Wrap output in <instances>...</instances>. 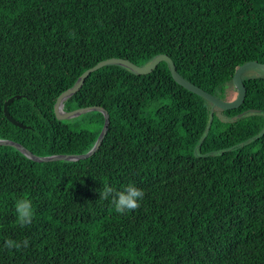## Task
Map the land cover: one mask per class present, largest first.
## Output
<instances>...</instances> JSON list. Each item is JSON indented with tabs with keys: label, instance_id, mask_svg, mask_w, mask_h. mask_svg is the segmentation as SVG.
Segmentation results:
<instances>
[{
	"label": "trees",
	"instance_id": "1",
	"mask_svg": "<svg viewBox=\"0 0 264 264\" xmlns=\"http://www.w3.org/2000/svg\"><path fill=\"white\" fill-rule=\"evenodd\" d=\"M159 55L216 98L236 91L238 66L264 64V0H0V139L40 157L87 153L103 115L58 120L59 95L99 62ZM243 73L231 110L180 86L166 62L90 73L63 110H106L93 155L34 162L0 145V264H264V73ZM16 96L7 110L24 127L4 115ZM130 184L144 197L124 214L99 196Z\"/></svg>",
	"mask_w": 264,
	"mask_h": 264
},
{
	"label": "water",
	"instance_id": "2",
	"mask_svg": "<svg viewBox=\"0 0 264 264\" xmlns=\"http://www.w3.org/2000/svg\"><path fill=\"white\" fill-rule=\"evenodd\" d=\"M160 62H166L168 69L171 73V76L176 83H178L180 86H182L186 90H188V91H190V92H192L198 96L203 97L204 99L209 101L213 107L223 109V110L236 109L242 104L244 97H245V93H246V90H245V87H244V84L242 81V73L245 70L250 69V68H255V69H258L264 73V64H260L256 61L247 62V63H244V64L238 66L234 72V75H233V84H234V87L236 88V97L232 101H223V100H220L219 98H216V97L212 96L211 94L206 93L203 90L187 83L186 81H184L179 76V74L176 72V69H175L172 61L170 60V58H168L165 55L157 56L148 65H146L144 67L136 66V65H134V64H132L126 60H122V59L104 60L102 62L97 63L95 66L89 68L88 70H86L78 78L77 82L75 83V85L71 89L66 90L59 95V97L57 98L55 105H54V115L58 120H70V119L78 117L82 114H85L87 112H99L103 115L102 129H101L93 147L87 153L76 154V155H53V156H48V157H40V156H36V155L32 154L30 151H28L26 148H24L21 144L10 141V140H1L0 139V145L13 147L16 150H18L20 153H22L26 158H28L34 162H50V161H61V160L62 161H78V160H82V159H86V158L90 157L91 155H93L96 152V150L98 149V147L100 146V144L103 140V137L105 136V134L107 132V128L109 125V115L105 109H103L101 107H96V106L87 107V108H79V109H74L71 111H64L63 110L64 100H66L67 98H69L70 96L75 94L81 88V86L84 83L85 78L90 73L96 71L97 69H99L103 66L111 65V64H120V65H123V66L129 68L130 70H132L133 72H135L137 74L145 75V74L152 72L156 68L158 63H160ZM15 98L19 99L20 96L12 97L4 103V107H3L4 115L7 118V120L9 122H11L12 124H14L18 127H24L21 124H19L18 122H16L15 120H13L10 117L8 110H7L8 105ZM255 112H258V111L248 110L247 112L241 113L240 116L244 115L246 113H255Z\"/></svg>",
	"mask_w": 264,
	"mask_h": 264
},
{
	"label": "clouds",
	"instance_id": "3",
	"mask_svg": "<svg viewBox=\"0 0 264 264\" xmlns=\"http://www.w3.org/2000/svg\"><path fill=\"white\" fill-rule=\"evenodd\" d=\"M99 196L104 199H110L115 211L124 214L127 211L134 210L139 207L141 200L144 197V191L135 185H128L122 190H115L111 186H105ZM15 211L17 220L21 225H27L32 222L34 209L32 201L28 198H19L15 202ZM28 239L23 241H15L13 239H6L5 245L10 249H18L27 247Z\"/></svg>",
	"mask_w": 264,
	"mask_h": 264
},
{
	"label": "rangeland",
	"instance_id": "4",
	"mask_svg": "<svg viewBox=\"0 0 264 264\" xmlns=\"http://www.w3.org/2000/svg\"><path fill=\"white\" fill-rule=\"evenodd\" d=\"M245 76H259V75H262V72L258 69H255V68H250V69H247L244 71L243 73ZM225 95L224 97L220 98V100H223V101H232L233 99H235L236 97V91L234 88H232L231 86L228 87V89L225 90ZM93 114V112H91ZM94 115V114H93ZM78 117H75L73 119H71V123H76L78 122ZM81 128H83L84 126L83 125H80Z\"/></svg>",
	"mask_w": 264,
	"mask_h": 264
}]
</instances>
